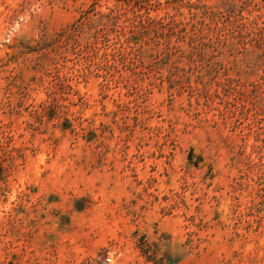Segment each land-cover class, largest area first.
<instances>
[{
	"label": "rangeland",
	"instance_id": "obj_1",
	"mask_svg": "<svg viewBox=\"0 0 264 264\" xmlns=\"http://www.w3.org/2000/svg\"><path fill=\"white\" fill-rule=\"evenodd\" d=\"M264 264V0H0V264Z\"/></svg>",
	"mask_w": 264,
	"mask_h": 264
},
{
	"label": "built area",
	"instance_id": "obj_2",
	"mask_svg": "<svg viewBox=\"0 0 264 264\" xmlns=\"http://www.w3.org/2000/svg\"><path fill=\"white\" fill-rule=\"evenodd\" d=\"M98 264H115L114 258L111 254H106Z\"/></svg>",
	"mask_w": 264,
	"mask_h": 264
}]
</instances>
